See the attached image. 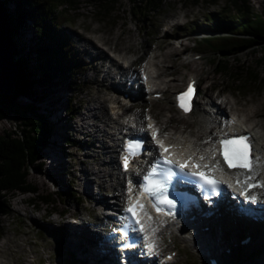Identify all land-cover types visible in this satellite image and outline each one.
<instances>
[{
    "label": "rangeland",
    "instance_id": "374dc122",
    "mask_svg": "<svg viewBox=\"0 0 264 264\" xmlns=\"http://www.w3.org/2000/svg\"><path fill=\"white\" fill-rule=\"evenodd\" d=\"M110 1H112L111 4L113 5L110 10H101L102 6L99 0H74V3L67 2V7L62 5L57 9L59 13L55 15L56 18L53 19L54 22L50 25L54 28L53 40L40 41V46L44 49V53H47L48 49L56 44L61 46L60 49L63 53L57 56L59 61L53 71L56 76L62 75L66 79L60 80L56 93L51 94L48 92L46 101L36 104L38 112L46 116L49 130L48 143L41 148L39 162L36 167L29 170L28 175L30 182L39 189L40 194L14 192L5 195L1 200V210L5 211V213L0 214V241L11 237L15 242L13 244L18 245L20 243L19 245L22 246V249L24 248V251H20L19 247L13 246L15 257L12 254L13 258L10 260V264H80L77 259L83 256L74 250L71 243V235L64 236L66 234L64 224L77 225L81 224L82 220H86L90 223L91 228L104 227L103 229H106L108 225V221L99 219L102 210L99 208L94 209L93 205L96 204V200L85 193L87 179L81 173V169L84 166L95 171L101 169L99 176L91 174V177L96 178L99 183L107 184L108 189L106 191L102 189V194H107V199L115 202L111 188L113 187L112 185L117 184L116 178L118 173H120V162L118 153L112 149H120L121 141L119 135L121 133L116 130V124L113 122L110 126L105 127L104 125L103 117L104 113L107 112V99L112 93L109 88H105V85H108L111 81L109 79L108 82V75L105 76L103 83L101 81L103 77L102 71L105 70V66L99 64L98 61L90 62L82 59L83 53L80 50L81 43L84 41L81 38L82 34L95 37L104 33L103 35H106V38H112L117 33L123 34V38H125L123 43H126V46L125 44H120V46H125V49L132 50L129 51L132 52L129 55L134 59L141 56L139 61H136L132 67L127 68L128 76L137 70L135 74L137 78L140 74L139 72L144 69L145 62H150L152 59L151 57L155 53L154 47L157 44L168 50L170 48H167L168 45L174 42L176 45L173 44L174 47H176L178 52L182 53L183 57L178 60L177 70L173 68V62L170 59L166 63L167 66H165V68H169L165 73V78L170 79V77L175 78L178 76L180 79L178 86L176 88L173 87L175 80L172 81L170 88L167 86V91H158L161 94L159 97H154L153 100H149L152 98L150 93L148 96L145 93L147 100L135 106V111H130L140 113V120H137L140 122L136 124V128L146 126L150 111L155 113L153 116H156L157 119H155L160 126L162 122L166 121L163 124L164 128L161 129L164 134L171 133L176 136L185 130L198 128L200 108L204 105L199 101L197 108L191 115L181 117L174 101V93L183 88L186 81L191 77H195L198 80L201 93L199 100L203 103L211 97H216L219 92L222 93V96L228 95L232 100L238 97L241 103H238L237 107L235 106L234 109L237 110L245 108V105L253 98L258 102L264 103L263 38L262 42L256 47L246 48L237 54H229L225 57L206 49L200 44L204 39L227 35L223 28L227 27L228 29L231 24L227 16L229 7L225 0H219L216 5L210 4L206 0H162L156 8L147 11L148 20L146 22L143 21L142 16H135L133 12V10L136 12L139 7L145 8V1L139 3V7L136 8H133L129 0ZM9 2L10 0L6 3V6L11 10L13 3H11L12 1ZM247 3L253 12L260 13L264 11V0H247ZM48 5V3L44 5V10H48V16L45 15L44 17L47 22L52 17ZM186 13L187 15H185ZM177 15L178 17L176 18L175 16ZM57 20L59 22H56ZM26 24L29 25V28L35 26V22L31 19H26ZM98 26L100 27L99 31L97 30L99 33L93 32L94 28ZM167 31L173 32L171 34L176 36L181 34L180 38L174 39L173 36H170L171 34L165 38L163 35ZM33 33L30 29H26L22 33V37L15 36L13 38L8 35V38H6L9 46H12L10 38H13L14 46L15 43H20L27 45L26 48H29V44L35 46L34 41H32ZM237 36L241 37V35ZM131 38H133V41ZM66 39H69V41ZM66 41L69 44L68 46H66ZM131 41L132 47L130 48L129 44ZM116 42L117 40L112 43H106L103 49L119 45ZM95 44L100 46L101 41L99 44ZM14 46L10 48L12 53ZM120 46L118 48H120L122 53ZM101 47L103 46L101 45ZM110 53L116 54L111 51ZM64 57L66 59L63 60ZM176 58L178 56H173L171 60L174 61ZM67 61L79 66L80 71L78 73L74 72V66H71L69 71L62 72L60 66L63 68ZM224 61L228 62L227 70L222 69ZM105 63L107 64L108 62ZM243 68L255 72L258 80H253L252 83L245 82L244 84L235 81L234 77ZM219 69L222 70L219 71ZM242 73H244L242 78L248 79L246 72ZM248 80L251 81V79ZM57 81L59 80L56 78ZM40 93L39 96H43V93ZM58 96H61L62 99L56 100ZM98 96L104 99L103 105L98 100ZM32 98L34 99L35 97ZM20 101L29 102L30 98L20 97ZM66 101L69 105H74L76 113L73 110L71 112L67 111L65 108ZM108 105L110 106V102H108ZM93 108L96 110V116H92ZM90 111L91 113H89ZM108 111L110 110L108 109ZM86 112L90 115V118L84 120L83 117ZM243 113L245 112L243 111ZM231 114H233V110L229 111V115ZM97 116L100 120L97 119ZM169 117H172L173 120L167 121ZM20 126H24L20 117L12 114L0 120V134ZM100 128H105L109 136L103 137L102 134H105L106 131L101 132L99 131ZM136 128L134 131L137 130ZM173 130L176 131L174 132ZM258 130L260 134H264L263 127H259ZM108 131H116V135L111 137L112 132L108 133ZM102 138H105L108 145H111L110 149L100 147ZM116 142L119 144L118 147L115 146ZM113 155H115L116 162L111 160ZM83 161L85 162L83 163ZM126 176L124 175L121 178L123 182L121 187L123 189H126ZM92 187L94 189L93 194L99 196L98 192L101 189L95 185ZM116 192L120 193L119 190H116ZM51 193L53 195H48V198L52 199L50 203L40 198V195L45 196ZM60 212H62L61 215ZM35 216L37 218H34ZM49 220L53 221L50 222ZM96 220L97 225H93L95 223L92 222ZM152 225V236L155 238L154 252L157 254L156 257L159 258V263H204V252L206 251L201 250L199 252L198 247H190V243L184 242L182 236L177 235L170 227L165 226L160 231L159 224ZM218 227L216 228L218 229ZM72 229L75 231V228ZM104 231L103 233L106 234L107 230ZM93 233L94 235L96 234V232ZM260 233H264L263 228ZM246 235V233H243L241 236L245 239L249 237H246ZM242 241L243 239H241ZM185 244L188 245L186 248L184 247ZM261 244L252 243L247 247L240 246L239 250L236 251L237 255H233V257L228 259L226 264H256L257 260L264 258V243L261 241ZM96 245L97 243L94 246ZM173 252H175L174 260L164 263L162 261L163 254H172ZM250 252H252L250 258H247ZM0 256V260L3 259V255L0 254ZM221 263L223 264V262Z\"/></svg>",
    "mask_w": 264,
    "mask_h": 264
},
{
    "label": "bare ground",
    "instance_id": "6f19581e",
    "mask_svg": "<svg viewBox=\"0 0 264 264\" xmlns=\"http://www.w3.org/2000/svg\"><path fill=\"white\" fill-rule=\"evenodd\" d=\"M185 15H187V13ZM6 17L7 16L4 10L3 9L0 10V18L5 27L7 26ZM175 17L177 18L178 15ZM99 29H100L99 26L95 27L93 32H98ZM171 33L173 32L167 31L163 36H165L166 38V36H169ZM103 34L96 35L95 37L82 34L81 38H83L84 41H82L81 43L80 50L83 53L82 55L83 60H89L90 62L98 61L99 64L105 66V70L102 71L103 72V77L101 80L102 83L105 79V76L107 75L109 76L108 82L109 79L111 81L108 85H105V88L106 87L109 88V91L112 93H110L111 94L110 96L107 95L108 96L107 112L104 113V117H103L104 125L105 127H107L110 126L112 122L115 123L116 130L119 131L121 134L124 131L131 132L132 134H134L137 133L136 131H140L142 129L146 133L147 132L146 126L153 121L149 120L147 121L146 126L144 127L141 126L140 128L139 127L136 128L137 127L136 124L140 122L137 121L140 118V113L130 112V111H135V106H137L140 102L142 101L145 102L147 100L145 93L149 92L150 94L153 95L155 92L158 91L161 92L167 91L168 90L167 86H169L170 88V86L172 85L171 82L174 80L175 83L173 82L174 83L173 87L176 88L178 86L180 80L178 76L175 78L170 77V79L165 78L166 75L165 73L169 70V68L168 67L165 68V66H167L166 63L170 59V61L173 62L174 65L173 68L177 70L178 60L182 58L183 55L181 52H178L176 47H174L175 45L174 42H173L174 45L167 44L168 45L167 48L170 47L169 48L170 50L163 49L160 44L159 45L157 44V46L154 47L155 53L152 55L151 57L152 59L150 60V62L149 61L145 62L146 65L144 66V69L143 70L141 69L142 71L139 72L140 74L138 78L136 77V79L131 80L132 75L137 73L136 72L137 70L133 71L128 76L127 68L132 67V65H134L136 61L132 56L129 55V53H132L129 51L132 50H128L127 48L125 49L126 43H123V41L125 42V38H123V34L117 33L112 38L107 37L108 39L105 37L106 35ZM180 35L176 36L175 34H171L170 36H173L174 39H179ZM10 40L12 46L11 45L9 46L7 40L6 47L8 49H10L11 47L13 48L14 46L12 42L13 38L12 39L10 38ZM115 40H117L119 45H115L112 46L111 48L107 47V49L106 48L103 49L106 43H110V42L112 43ZM131 40L133 41V38H131ZM100 41H101L100 46L99 45L97 46L95 43L99 44ZM132 41L129 44L130 48L132 47ZM120 44H125V46H120ZM101 45L103 47H101ZM119 46L122 48V53L120 52L121 51L120 48H118ZM110 51L116 54H112L110 53ZM173 56H178V58L174 60L175 62L171 60L173 59ZM108 60L111 61V64L107 66L105 62ZM143 74L147 75V79L143 80L142 78ZM191 78H195V77H191ZM135 85H137V87ZM151 99L153 100V98H150L149 100ZM98 100L102 103V105L104 104V99L99 97ZM199 101L204 105L200 108L201 113L198 122L199 127L190 129L188 131L185 130L180 135L177 134L176 136L175 135L173 136L171 133L164 134L161 129L164 128L163 124L166 121L162 122L160 126V124H158V122L156 121L157 119L156 116L155 117L153 116L155 115V113H153L152 111L149 112L148 115H150L151 118H153L156 121L155 123L157 124L158 129L162 133L161 136H159L162 139V141L165 144L173 143V145L176 147L175 149L176 156H182L183 158L192 156L193 158L200 160V156L202 155L205 158L211 156L212 150L214 149L215 146V139L221 136L229 135L232 132L236 133L238 131H241L245 133H251L252 138L254 139L256 145V153L254 154V159L256 157H259L260 161L255 166V173L247 172L244 176L237 175L235 178H233V180L236 181V179L239 178V180L242 182L245 177L252 176L255 174V176L257 177L256 178L257 181L259 180L261 182H264V172L260 171V169L264 168V134L263 135L260 134V131L258 130L259 127L264 128V103L258 102L256 99L253 98L252 100L249 101V103L251 102L250 104L247 103L245 105L246 107L242 108L243 111L245 112L243 113V111L241 112L242 109L241 110L234 109L238 103H241L240 102L241 100L238 97H236L235 100H232L228 95L222 96V93L220 92L216 97H211L209 100H206L204 103L201 102V100ZM108 102H110V106L108 105ZM108 109L110 111H108ZM230 110H233V114L231 115H229ZM92 111H93L92 116H96L95 108H93ZM89 113H91V111ZM127 115H129V117H127ZM89 118L90 115H88V113L86 112L83 119L87 120ZM97 119H99L98 116ZM171 119L173 120L172 117H169V120L167 121H170ZM231 121H234V123H232ZM135 128L137 129L136 131H134ZM99 131L101 132L106 131V133L104 132L105 134H102L103 137L109 136L105 128L103 129L100 128ZM173 131L175 132L176 130ZM111 132H112L111 137H114V135H116V131H108V133ZM102 139L103 140L101 141L100 147L103 149L104 148L110 149L111 145H108V142L106 141L105 138ZM149 145L150 147H155L154 142L152 141L150 142ZM115 146L116 147L119 146L118 142L115 143ZM112 150L117 153V148H113ZM111 160L116 162L115 155L112 156ZM207 161L208 160L206 159L203 162H207ZM84 162L85 161H83V163ZM211 163L216 164V161L213 159ZM100 171L101 169L95 171L94 169H90L86 166H84L83 169H81V173L84 174L85 178L87 179V183L85 185V193L87 196H90L92 197V199L96 200V204L93 205L94 209L97 208H99L100 210H102V208L112 209L110 208V206H112L113 204H114L113 205L114 208H118L119 206H121L120 202L124 200V197L126 195V189H123L121 187L123 186L122 185L123 182L121 178H123L125 173L120 170V173H118V177L116 178L117 184L112 185L113 187L111 189L113 190L114 193L113 195V197L115 198V202H114L113 200L107 199V194L106 195L102 194V189H105V191L106 189H108L107 184L99 183L96 178L91 177V174H95L99 176L101 173ZM216 171L218 173H221V171L218 169ZM131 175L133 176V178H136L134 174ZM222 177L227 184L231 183L229 174L223 175ZM93 185L101 189V191L98 192L99 196L93 194L94 193V189L92 187ZM125 188H128L127 185L125 186ZM116 190H119L120 193L119 192L117 193ZM249 195L250 197H253L255 195H257L258 197L255 200H252L250 198L251 202H244L242 200V196H237V198H231L225 196V198H220L216 203L215 207L214 206L212 208L210 207V209L205 210L203 207L195 206L188 211V216L183 218L182 220L183 222H181L180 220L181 223H179V225L183 228L181 233L178 232L176 233L174 228L172 230L179 236L182 235L184 242L189 241L190 247L198 246L199 251L204 250L206 252L211 253L212 255L215 254L222 259L223 264H226L228 259L233 257V255H237L236 251L239 250L238 248L240 246L247 247L252 243L254 244L258 243L262 245L261 241L264 243V233L263 234L260 233L261 229L262 228L264 229V187L261 189L256 188L255 190L250 191ZM239 203L246 204V207L250 209L249 211L255 214L259 218V222L248 221L246 217L243 218V215H241V212L238 209ZM100 213L101 216L99 219L100 220L105 219L107 215L106 212L102 210ZM61 214L62 212H60V215ZM34 218L37 217L35 216ZM49 221L52 222L53 220H49ZM92 223H95L93 225H97V220L93 221ZM89 224L90 223L87 222L86 220H82L81 224H77V225H71L65 223L64 228L66 230L65 231L66 234L64 236L71 235V243L73 245L74 250L79 254H81L82 256H84L87 260H89L91 264H114V261H112V263L107 262V259L109 258H112V260L115 259V253L111 248L104 249L105 248L104 236H103L104 227L91 228ZM176 224L178 225V223ZM166 226L169 227V224H167ZM217 226H219L218 229L216 228ZM72 228H75V231ZM191 228L195 229V233L191 231ZM93 232H96V234L94 235ZM243 233L247 234L246 237L251 236V239H249L248 242L241 245L240 240L242 239L241 235ZM183 234L185 235L184 237ZM148 236L151 238L150 239L151 241L149 242L150 243L153 242V244H155L154 236H152V234L149 233ZM218 237L219 239H217ZM13 243L15 242L12 240L11 237H8L7 239L0 241V254L3 255L2 256L3 259L0 260V264H10V260H12L13 258L12 254L15 257V253H13L15 252L13 246L19 247L20 251H24L23 250L24 248L22 249V246L19 245L20 243L18 245H15ZM96 243L97 245L94 246ZM10 250H14V251L11 252ZM149 252H152L151 255L146 254L145 258L152 256L153 257L152 263L159 264L158 261L159 258L156 257L157 255L156 252H154V250H149ZM251 253L252 252L248 253L247 258H250ZM138 262H140L141 264H148L146 263V260L139 259ZM256 264H264V258L257 260Z\"/></svg>",
    "mask_w": 264,
    "mask_h": 264
},
{
    "label": "trees",
    "instance_id": "16d2710c",
    "mask_svg": "<svg viewBox=\"0 0 264 264\" xmlns=\"http://www.w3.org/2000/svg\"><path fill=\"white\" fill-rule=\"evenodd\" d=\"M9 0H0V10L6 13L7 31L13 38L15 36L22 37V33L26 29L33 31L32 41L34 45L16 44L12 53V62L16 67L15 89L11 93L0 92V120L12 114L20 117L22 124L19 128L5 131L0 134V214L2 211V198L7 194L16 192L40 194L37 187L33 186L29 180V170L36 167L41 157V148L48 143V126L46 116L38 112L36 104L46 101L47 94L56 93L60 80H65L62 75L56 76L53 68L59 61L57 56L62 54L61 46L56 44L44 53V49L40 46V41L53 40L54 28L50 25L59 13L57 10L60 6L67 7V2L74 3V0H10L12 9H8L6 3ZM91 1V0H88ZM94 1V0H93ZM101 10H110L113 5L110 0H99ZM133 8L139 7V3L145 1V8H138V12L133 10L134 15H139L146 22L148 19V10L156 8L162 0H129ZM198 1V0H196ZM208 3L216 5L219 0H206ZM229 7L227 16L231 24L228 29L224 27L223 31L227 33L222 37H212L204 39L202 46L219 55L227 56L229 54H237L244 49L256 47L264 39V11L260 13L253 12L247 0H225ZM9 2V3H10ZM45 3H48L50 14L52 17L47 21L44 20L45 15L48 16V10H44ZM139 13V14H138ZM26 19L35 22V26L30 27L26 24ZM56 22H59L57 20ZM61 23V22H60ZM216 24V22H215ZM222 29V28H221ZM11 31V32H10ZM241 35V37H238ZM263 38V39H262ZM69 41V39H66ZM66 41V42H67ZM68 46V42L66 43ZM16 47V48H15ZM35 49V50H34ZM66 57L63 58V60ZM62 61V60H61ZM70 61L65 62L62 72L69 71L74 66V72H79V66H75ZM223 70H227V61L223 62ZM264 64V57H262ZM77 67V68H76ZM222 69H219L221 71ZM246 72L248 79H243ZM56 78L59 80L56 82ZM234 80L241 84L252 83L258 80L256 73L241 69ZM42 92L43 96H39ZM41 94V93H40ZM20 97L30 98L29 102H21ZM32 97H35L34 99ZM55 99V98H53ZM62 99L61 96L56 100ZM55 102V100H54ZM65 108L67 111H76L74 105L71 106L66 101ZM74 111V112H75ZM76 113V112H75ZM48 195H40L41 199L50 203L52 199ZM52 213V211H51ZM70 264V263H69Z\"/></svg>",
    "mask_w": 264,
    "mask_h": 264
},
{
    "label": "snow or ice",
    "instance_id": "6c2138e0",
    "mask_svg": "<svg viewBox=\"0 0 264 264\" xmlns=\"http://www.w3.org/2000/svg\"><path fill=\"white\" fill-rule=\"evenodd\" d=\"M192 92V87L190 86L188 92L182 93L177 100L179 102V107L185 111H190V102L189 104H185V97L188 96ZM234 123V121H231ZM149 128H153V125L149 124ZM151 136L155 143L158 145L159 149L162 150L160 155L158 156L155 164L152 166L151 171L143 178V182L141 183L140 187L142 189L140 195H144L145 193L148 194L150 197L154 198L153 207L156 208L157 212L162 211L159 207L160 204H167L169 206L174 205V201L169 199L166 190L164 189V184L171 179L173 175L172 167H162L164 166H175L181 172H184L190 164L188 161L180 162L178 160L170 159L166 153H170L171 146H166L165 143L157 139L159 136V131L153 129L151 132ZM217 143L220 145V150L213 149L212 150V158L215 159L217 151H220V154L223 156L224 162L228 165L229 168L232 167H242L248 170L249 172L255 173V166L259 163L260 158L256 157L253 159L250 155L251 153V143L249 136H235V137H228L225 135L222 139L218 140ZM143 148V144L141 141H129L126 145L127 155L122 157L123 160V167L125 170L128 169L130 164V158L135 157L140 154ZM205 157L202 155L200 156V160H204ZM189 161H191V157H189ZM220 161L216 160V164L213 166H209L208 164L200 165L194 164L192 166L196 168H206L208 171H214L219 168ZM159 170V171H158ZM185 175H191L195 177H199L208 185H216L220 183L219 181L210 178L209 175L204 171H196V172H185ZM161 177V179H157L156 177ZM255 174L252 176H247L241 182L239 178H237V183H243L248 186V188L252 187H264V182H259L257 184H250L249 182L255 180ZM131 184V182H129ZM129 193L132 192V187L128 188ZM248 198V197H246ZM252 200H255L256 197H250ZM126 212L131 214V218H134L135 223L140 225V231H144V224L141 222V215L147 217L149 221H151L152 217L145 208L142 201L137 198L135 201L130 199L128 206L126 208ZM155 231V229H153ZM147 248L150 250H154L155 245L152 243L147 244Z\"/></svg>",
    "mask_w": 264,
    "mask_h": 264
},
{
    "label": "water",
    "instance_id": "95a60500",
    "mask_svg": "<svg viewBox=\"0 0 264 264\" xmlns=\"http://www.w3.org/2000/svg\"><path fill=\"white\" fill-rule=\"evenodd\" d=\"M8 35L7 28L0 18V92L4 93H11L15 89L16 75L12 51L6 47Z\"/></svg>",
    "mask_w": 264,
    "mask_h": 264
}]
</instances>
